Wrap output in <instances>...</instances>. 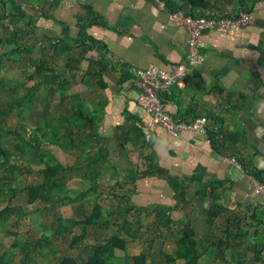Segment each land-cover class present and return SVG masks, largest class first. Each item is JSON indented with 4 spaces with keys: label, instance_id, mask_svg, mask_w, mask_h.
I'll return each mask as SVG.
<instances>
[{
    "label": "crops",
    "instance_id": "crops-1",
    "mask_svg": "<svg viewBox=\"0 0 264 264\" xmlns=\"http://www.w3.org/2000/svg\"><path fill=\"white\" fill-rule=\"evenodd\" d=\"M49 3L56 21L67 24L73 36L79 33L75 15L86 14L82 5L99 18L100 24L92 29L95 48L90 51L105 64L103 86L96 95L104 112L99 132L107 141L106 159L116 156L120 161L110 163L108 171L100 162L102 175L112 183L115 177L127 181L124 192L153 217L158 207L170 208L173 230L190 224L199 240H205L209 230L205 210L213 204L223 207L214 229L225 224L228 212L264 223V206L250 175L230 158L238 156L247 171L264 169V8L256 10V20L249 25H234L226 32L204 31L200 59L191 65L188 31L173 22L168 9L160 8L155 0ZM38 26L44 37L61 36L64 30L52 21ZM176 64L188 66L190 74L184 87L164 93L166 109L183 121L207 117L205 133L171 136L154 126L152 114L138 104L141 89L134 83L135 76L150 66L169 71ZM94 99L90 94L89 100ZM131 126L142 131L150 145L140 151L131 143L126 151L117 148L119 135ZM205 242L200 249L205 260H221L218 250Z\"/></svg>",
    "mask_w": 264,
    "mask_h": 264
},
{
    "label": "trees",
    "instance_id": "trees-1",
    "mask_svg": "<svg viewBox=\"0 0 264 264\" xmlns=\"http://www.w3.org/2000/svg\"><path fill=\"white\" fill-rule=\"evenodd\" d=\"M50 1V0H47ZM157 2V0H155ZM264 0H165L166 7L169 14L175 11L182 10L186 15L200 18L206 17L208 19L220 20L221 18H231L239 15L241 12H251L254 10L256 4ZM32 8L37 7L40 11V16L33 17V15H25L23 8L18 5L14 0H0V18L10 19L15 24H20V37L17 35L13 38L11 35L2 34L0 32V48H10L8 53H15L16 55H23L20 48V42L17 38H21L23 33L29 32L30 27L38 29L40 19L51 20L55 25L61 26L63 33L61 36H47L38 37L34 36V42L30 47L23 49L26 52H33L37 46H41V56L27 69L26 78L28 81L33 82L26 93L19 94L23 84L8 85L4 83L0 86V138L4 135L14 137V145L12 150L7 148L0 142V230L6 231L8 234L15 235L5 228V225L11 219H15L16 225L20 224L25 212L18 206H15V198L18 193L23 192L26 194V202L32 203L40 199V202L46 205H54L55 203L63 200H68L69 203H76L78 201L86 200V204H90L91 200L88 198L94 194L97 198H101L103 194L98 192L99 182L97 180V172L87 171L81 175L90 183V189L84 192L79 197H71L66 187V176L61 174V171H73L76 167L66 166L63 167L62 161L60 162L52 151L53 147L61 150L81 148L87 144L88 141H80L74 138L75 134L85 132L86 128H90L87 132L91 141H95L98 151L95 154L94 165H100L101 174L104 170L101 166V161H107V154L109 152L106 147H100L99 142L103 144L105 138L99 132L104 112L102 110L103 103L96 100L97 91L99 86H103L102 70L105 66L103 61L95 59L90 55V51L94 50L95 46L92 45L94 38L92 29L98 23V16L87 6H81L86 10L85 17L83 15H75L77 18V26L79 33L71 36V28L67 24L56 21L55 15L43 11L44 4L42 1L39 3L27 2ZM58 3V2H57ZM227 4L231 6L228 8ZM158 5V3H157ZM186 8V11L184 10ZM8 9V13H7ZM55 11V9H53ZM80 16V17H79ZM27 20V21H26ZM18 26V25H15ZM1 29V27H0ZM41 29V28H40ZM68 40L70 43H68ZM53 50V51H52ZM54 52V53H53ZM61 53V54H59ZM4 56V55H2ZM0 56V74L3 69L7 67L2 61ZM57 56V57H56ZM55 57L56 60L52 58ZM12 60V59H10ZM52 60L50 66L47 62ZM83 60L90 61L87 70L81 69L80 65ZM63 61V63L59 62ZM51 64V63H50ZM92 66V67H91ZM80 73L81 79L75 78ZM80 80V81H79ZM1 82H5L1 78ZM77 84L85 86V94L81 92H72L71 89ZM136 85V84H135ZM137 86V85H136ZM6 88V89H5ZM172 89V88H171ZM170 89V90H171ZM3 93V96L1 95ZM94 94L95 99L90 101L88 95ZM164 95V94H163ZM59 100L56 108L60 110L55 111L57 114L50 115L51 98ZM165 103V99L163 96ZM44 102V114L42 120L36 122V126L32 127L26 124L15 125L9 124L7 121V114L20 109L24 114H30L34 111L36 102ZM143 108V107H142ZM144 109V108H143ZM19 111V113H20ZM81 113V114H79ZM208 119V118H207ZM209 121V120H208ZM87 125H83V124ZM123 128V127H122ZM121 128V129H122ZM7 130V131H6ZM64 130V131H62ZM69 141L67 143V138ZM117 141V148L126 151V145L131 143L135 150H142L147 145H150L146 140V136L142 131L134 126L128 127L122 131ZM108 140V139H107ZM48 144H47V142ZM90 142L87 144L89 146ZM94 147V145H90ZM67 152V151H64ZM36 157V159H34ZM18 158L24 159V165L17 163ZM230 158L241 166V168L252 176L264 182V169H256L254 171H247L246 167L240 162L239 157L234 155ZM34 160H37L34 162ZM41 166L42 169L38 170L43 173L44 178L37 185H26L25 181L20 182L23 175L31 172V167ZM105 166V165H104ZM106 169L109 167L105 166ZM23 168V171L20 169ZM246 168V169H245ZM113 173V172H112ZM112 187L114 190L123 191V195H119L124 202H126V210H120L117 214H106V210L99 206L95 201L92 204V209L89 215L85 218H64L55 216L53 219L55 234L62 237L68 234L71 237L70 248L74 249L83 243V240L89 234V228H95V232L99 233L100 230L104 231L100 234L94 245L86 247L83 245L84 250L88 251V255L81 262L71 257H64L61 260L52 261L50 264H146L148 254L142 252L139 256H131L128 250V245L132 243L140 235V228H149L151 230L170 231L173 229V217L170 214V208L158 207L155 211L154 221L150 225H142L136 230L131 229V223L128 221L127 216L129 212L135 211L137 213H144L145 216H151L145 209L137 208L131 201V197L127 196L124 192V186L129 184L127 181L115 177ZM20 186V187H19ZM181 188V187H179ZM117 199L116 196L113 195ZM2 203L6 206L2 207ZM122 208V204L120 205ZM84 207L79 208L78 214L82 212ZM223 210L221 205L213 204L209 209L205 210L208 217V228L205 232V240L195 238L196 231L186 224L183 228H179L178 236L176 238L177 251L174 255L164 253L167 260L171 263L176 262L178 259H183L184 262L180 264H201V259L204 252L200 249L209 241L211 245L222 253V255L229 252L232 256L233 264H242L243 252L241 247L247 238L251 235L256 241L255 245L250 244L246 246L247 251L252 252L254 264H264V259L261 257V252L264 250V223L261 220H255L253 216H231L226 214L225 226L218 225L214 229L217 219L219 218L220 211ZM36 210L31 211L36 213ZM122 220V223H115L116 229L110 233L109 230L113 221ZM77 228L80 232H77ZM215 230V231H214ZM221 232V235L216 239L215 235L211 232ZM163 233V231H162ZM41 234V239L47 242L46 236ZM169 234V233H168ZM104 235V236H103ZM167 236V234H163ZM215 240V241H212ZM45 249V243L37 241L33 243H18L17 241L8 245L7 250L0 255V264H16L17 251L21 249L23 256L18 260V264H37L36 259L32 258L30 252L37 251V248ZM207 248V247H206ZM118 252L123 253V257L117 255ZM160 253L163 254V251ZM211 253V252H207ZM223 255V256H224ZM44 257V256H43ZM46 258V257H44ZM223 263L230 264L227 259Z\"/></svg>",
    "mask_w": 264,
    "mask_h": 264
},
{
    "label": "rangeland",
    "instance_id": "rangeland-1",
    "mask_svg": "<svg viewBox=\"0 0 264 264\" xmlns=\"http://www.w3.org/2000/svg\"><path fill=\"white\" fill-rule=\"evenodd\" d=\"M16 3H18L19 6L23 8L24 14L27 16L33 15V17L40 16V11H37V7H31L27 2L30 0H14ZM40 1L43 2L44 8L43 11L46 13L54 14L53 6L47 0H32V2L39 3ZM52 2V0H51ZM263 5V6H261ZM231 5L227 4V7L229 8ZM58 7L57 9H59ZM259 8H264V2H261L260 4L256 5L254 7V20H256V10ZM56 9V10H57ZM181 10V9H180ZM8 13V9H7ZM9 14V13H8ZM27 21V20H26ZM42 23H46V20L44 18L40 19ZM255 22V21H254ZM18 25V26H15ZM234 26V25H233ZM0 32L2 34L11 35L13 38L17 35L20 37V31L17 30L20 28V24H15L14 21L10 19L0 18ZM31 30L27 33H23L21 38H17V40L20 42L19 46L22 49L21 56L16 55L15 53H8L10 51V48H0V56L3 59V63L7 65L3 69V73L0 74V86H2L4 83L8 85H15L17 87L20 84H23V87L17 91L19 94H24L27 92V90L32 87L33 82L28 81L26 78L27 75V69L28 67L33 63L34 60H38L41 56V46H37V49H35L33 52H26L23 49L28 48L30 51V47L32 46L34 42V36L42 37L44 33L43 29H34L33 27H30ZM75 30V29H74ZM73 30V32H74ZM73 37V35H71ZM68 43L70 41L68 40ZM53 51V50H52ZM54 53V52H53ZM61 54V53H59ZM94 54V53H93ZM57 57V56H56ZM12 59V60H10ZM53 60H56L55 57L52 58ZM63 63V61H59ZM88 62V61H87ZM86 61L82 62L80 65L81 69L87 70L89 63ZM50 66L52 65V60H49L47 62ZM51 63V64H50ZM32 66V65H31ZM1 78L4 79L5 82H1ZM75 78L81 79V74L78 73ZM80 81V80H79ZM6 89V88H5ZM85 86L82 84H77L71 89L72 92H81L85 94ZM3 96V93H1ZM163 93L161 94V97H163ZM87 98L90 99V95L87 96ZM59 100L55 99L54 97L51 98V110L48 116L57 114L55 111L60 110L56 108V105L58 104ZM139 104V103H138ZM140 105V104H139ZM141 106V105H140ZM20 111V109H19ZM18 110H15L14 112H11L7 114L6 118L7 121L10 123H13L15 125L18 124H26L30 127L33 125L36 126V122L42 120V114H44V102L37 101L35 109L30 114H24L23 111L19 113ZM81 114V113H79ZM58 115V114H57ZM43 121V120H42ZM153 125L157 126L164 131H166L164 128H162V125L160 123H154V117H152ZM87 125V123L83 124ZM7 131V130H6ZM64 131V130H62ZM90 131V128H86L85 132L83 130L82 133L75 134L74 138L76 137L77 140L82 141H88L90 142L89 146L87 144H83L85 146H82L81 148H74V149H67L64 151L61 149H58L56 147H53L52 151L54 154V157H56L60 162L62 161V166H72L76 167L73 171H59L62 172L61 174L66 176V187L68 192L70 193L69 196L71 197H79L84 192H86L88 189H90V183L88 180L83 179L81 175L87 171H95L97 172V180L99 182V188L98 192L103 194L101 198H97L96 195L92 194L88 199L91 200L90 204H86V200L78 201L76 203H69L68 200H63L55 203L54 205H46L45 203L40 202V199H37L33 201L32 203L26 202V194L23 192L18 193L15 198V206H18L25 212V215L23 219L20 220V224L16 225L14 223L15 219L9 220V222L5 225V228L15 235H12L11 233L8 234L6 231L0 230V255L7 250L8 245L12 244L13 242L17 241L18 243H36L37 241L45 243V249H41V247L37 248V251L34 252L33 250L30 252V255L32 258L38 260L37 264H50L52 261L55 260H61L65 256L71 257L74 259H77L78 262H81L86 256L88 255V251L84 250L83 245L86 247H90L91 245L95 244V241L99 238L100 234L104 231L100 230L99 233L95 232V228L90 227L89 228V234L86 236V238L83 240V243L80 245H76L77 247L72 249L71 246V237L68 234H65L64 236L60 237L55 234V227L53 223V219L55 216H60L64 218H82L84 219L86 215H89L92 204L97 201L99 206L103 207L106 210V214H117L120 210H126L127 204L122 200V198L119 195H123V191L114 190L115 187H112L113 183L109 181V177L103 176L101 174L100 165L95 166L93 163L95 161V154L98 151L97 146L95 144V141H91L92 138H89L87 132ZM167 132V131H166ZM168 133V132H167ZM169 134V133H168ZM171 135V134H169ZM173 136V135H171ZM67 143L69 141V137L67 138ZM1 144H4L7 146V148L12 150V146L14 145V137H9L4 135L0 138ZM47 142V141H46ZM107 141H103V144L99 142L98 146L104 147L106 145ZM48 144V142H47ZM94 145V147L90 146ZM107 147V146H106ZM113 148V147H112ZM36 159V157H34ZM37 160H34V162ZM104 162L105 166H109L110 163L116 164L119 163V158L114 156L112 160L107 161H101ZM17 163L25 166L24 159L18 158ZM106 168V167H104ZM31 172L27 175H23L22 178H20V182L25 181L26 185H37L42 181V178H44L43 173H40L41 171H38L42 169L41 166H33L31 167ZM24 169L21 168L20 171H23ZM109 169H106L108 171ZM20 187V186H19ZM116 196V198L113 197ZM122 204V208L120 205ZM2 207L6 206V203H2ZM84 207L82 212L78 214L79 208ZM38 210L35 214L31 211ZM189 212V211H188ZM128 221L131 223V229L136 230L138 227H141L142 225H150L154 221L153 215L151 216H145L144 213H137L135 211L129 212L127 216ZM115 223H122V220H115L111 224L110 228L107 233H110L112 230L116 229ZM226 225V224H225ZM223 225V226H225ZM163 231V233H162ZM77 232H80V230L77 228ZM43 233L46 236L47 242L42 241L41 234ZM140 235L134 240L132 243L128 245V250L131 256H139L142 252L149 255L147 258L146 264H180L183 263V259H178L176 262H169L167 260V257L164 256V253L168 255H174L177 251V246L175 244L174 239L178 236V230L171 229L170 231H164V229L155 231L151 230L149 228H140L139 229ZM167 234V236H163V234ZM169 233V234H168ZM221 235V232L217 231L215 232V237H219ZM104 236V235H103ZM215 241V240H214ZM258 241L253 236H249L247 238V241L244 242V245L241 247L240 250L243 252L242 257V264H254L253 260V254L250 251H247L246 246L253 244L255 245ZM163 251V254L160 253ZM117 255H120V257H123L122 252H118ZM23 256V251L19 249L17 251V259L16 264H18V260ZM46 258H44V257ZM228 262L230 264H233L232 262V256L229 252L226 254ZM213 259H215V254L213 253ZM261 257L264 259V250L261 252ZM219 258V257H218ZM224 257L222 256L221 260L213 261L212 259L210 261L205 260V256L202 257L201 264H225L223 263ZM262 264V263H260Z\"/></svg>",
    "mask_w": 264,
    "mask_h": 264
},
{
    "label": "built area",
    "instance_id": "built-area-1",
    "mask_svg": "<svg viewBox=\"0 0 264 264\" xmlns=\"http://www.w3.org/2000/svg\"><path fill=\"white\" fill-rule=\"evenodd\" d=\"M264 2V1H261ZM259 2L258 4H260ZM160 8L166 7L165 0H157ZM257 4V5H258ZM263 6V5H261ZM254 10L251 12H241L231 18H221L220 20L208 19L206 17L195 18L186 15L182 10L170 13L173 22L183 26L190 36V64L199 61V48L202 46L201 35L208 29H216L220 32L228 31L231 26H246L254 23ZM190 74V68L184 64H176L169 71L159 69L156 66L142 70L134 78V83L141 89L138 103L154 117V123H160L169 134L177 137L188 131L192 133H205L208 126V119L205 116L195 117L189 121L179 120L171 116L164 103L161 94L168 92L173 87H184L185 80ZM241 168V166H238ZM242 169V168H241ZM250 182L261 199L264 206V182L249 176Z\"/></svg>",
    "mask_w": 264,
    "mask_h": 264
},
{
    "label": "water",
    "instance_id": "water-1",
    "mask_svg": "<svg viewBox=\"0 0 264 264\" xmlns=\"http://www.w3.org/2000/svg\"><path fill=\"white\" fill-rule=\"evenodd\" d=\"M217 258L219 257V259H222V254L218 251V253L216 254Z\"/></svg>",
    "mask_w": 264,
    "mask_h": 264
}]
</instances>
